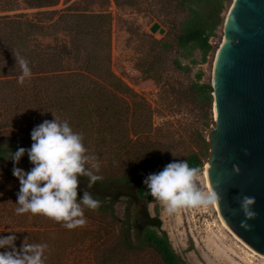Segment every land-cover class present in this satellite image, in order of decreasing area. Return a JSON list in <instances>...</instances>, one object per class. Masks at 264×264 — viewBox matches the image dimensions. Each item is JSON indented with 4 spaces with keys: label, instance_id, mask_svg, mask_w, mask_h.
I'll list each match as a JSON object with an SVG mask.
<instances>
[{
    "label": "trees",
    "instance_id": "1",
    "mask_svg": "<svg viewBox=\"0 0 264 264\" xmlns=\"http://www.w3.org/2000/svg\"><path fill=\"white\" fill-rule=\"evenodd\" d=\"M59 1L0 0L3 13L36 9L31 13L0 14V235L15 232L17 248L25 237L30 243H47L45 264H63V260L78 264L84 255L93 259L86 264H189L174 251L166 232L159 229L157 218L133 205H146L153 199L143 184L147 175L183 159L202 171L203 156L209 150V143L199 131L187 133L184 142L182 137L176 139L153 127L149 105L138 101L129 110L126 100L114 94L133 95L109 68L111 15L105 8L109 1L133 7L142 0H99V7L104 8L97 11L80 7L79 0L59 10L47 9ZM227 1L230 0H152L159 11L172 8L184 14L175 43L183 57L198 49L201 62L213 49L209 38L223 23L221 13ZM56 30L67 33L69 38L54 45H44L36 39L55 34ZM151 43L153 53L141 63L146 77H152L149 71L159 62L162 51L171 48L165 39H152ZM17 54L27 59L31 68V77L25 78L23 84L18 82L21 69L16 64ZM70 61L78 62L77 67L72 68ZM172 63L174 68H189L179 59ZM202 74L199 70L182 92L200 108L209 109L212 87L199 82ZM108 87L117 92L112 94ZM25 117L27 126L22 125ZM54 117L67 120L74 131L82 133L87 154L95 156L100 164L98 174L103 179L97 182L131 189V206L127 203L124 213L115 212L116 199L110 194L93 195L100 201L99 207L85 209L86 224L72 229L42 214L15 213L20 185L12 174L10 153L19 147L29 148L33 127ZM129 132L134 139H128ZM32 166L27 153L16 164L25 171ZM82 194L78 191V199ZM10 199L14 207L9 210L6 207ZM140 216L146 221L136 225L138 233L132 238L131 230ZM54 259L57 263L52 262Z\"/></svg>",
    "mask_w": 264,
    "mask_h": 264
},
{
    "label": "rangeland",
    "instance_id": "2",
    "mask_svg": "<svg viewBox=\"0 0 264 264\" xmlns=\"http://www.w3.org/2000/svg\"><path fill=\"white\" fill-rule=\"evenodd\" d=\"M73 1L75 0H60L55 6L47 9L59 10ZM231 2L232 0L225 3L221 13L223 18ZM78 5L86 6L88 10L93 11L104 8V6L99 7V0H79ZM105 9L111 15L109 68L133 93L132 96L114 94L126 100L129 110L138 101L149 105L151 108L150 121L153 127L161 128V132H168L176 139L182 137L183 142L187 139V133L193 130L204 134L206 138L209 130L215 126L212 102L209 109L200 108L190 97L185 96L182 90L187 89L190 83L195 80V75L199 70L203 72L199 82L210 83L214 55L222 34L223 23L215 29V34L209 38L213 49L207 55L205 62H201L198 49H194L190 55L183 57L179 52L180 48L175 43V35L179 31V21L183 17V13H177L172 8L159 11L158 5L152 0H142L133 7L125 4L116 5L109 1ZM35 10L18 9L4 13H31ZM4 13L0 12V14ZM57 16L58 13L53 15L52 19ZM68 38L69 35L61 30H56L52 35L36 37L44 45L60 44ZM152 39H165L171 44V48L162 51L159 62L155 63L153 69L149 71L152 77H146L143 74L144 68L141 63L148 56L150 58L153 53ZM81 59L83 57L78 61ZM174 59H179L182 65L189 68L187 70L174 68L172 63ZM192 59L197 62L192 63ZM77 63L69 62L72 68L77 67ZM108 91L112 94L117 92L111 90L110 87H108ZM2 110L4 112V108ZM4 113L8 115L7 112ZM27 120L25 117L22 122L23 126L29 124ZM127 136L128 139L135 137L131 132ZM152 138L154 139V136ZM208 156L209 150L203 156L204 164ZM78 179V191L82 193L86 190L97 196L110 194L115 197L114 209L117 214L120 215L121 212L126 211L127 203H129V207L131 206L132 192L130 188L128 190V187L125 186L96 182L89 189L87 187L88 180L82 177H78ZM196 182L202 190L209 191L202 171H200ZM9 201L6 208L10 210L14 204L11 199ZM133 205L145 209L149 217L157 218L159 229L166 232L174 251L189 264H264L263 258L254 255L224 226L221 221L223 219L214 204L184 207L172 214L166 211L163 202L154 198L146 205L142 202H135ZM138 219L139 222L133 225L134 230H131L132 238L135 237V233H138L136 225L146 221L141 216ZM146 255L148 256V254ZM80 258L78 264H86L93 260L87 255ZM52 262L57 263V260L54 259ZM62 263L64 264L65 261L63 260ZM65 264H72V262L69 260Z\"/></svg>",
    "mask_w": 264,
    "mask_h": 264
},
{
    "label": "water",
    "instance_id": "3",
    "mask_svg": "<svg viewBox=\"0 0 264 264\" xmlns=\"http://www.w3.org/2000/svg\"><path fill=\"white\" fill-rule=\"evenodd\" d=\"M206 176L230 231L264 255V0H232L214 55ZM243 196L256 216L241 221Z\"/></svg>",
    "mask_w": 264,
    "mask_h": 264
},
{
    "label": "clouds",
    "instance_id": "4",
    "mask_svg": "<svg viewBox=\"0 0 264 264\" xmlns=\"http://www.w3.org/2000/svg\"><path fill=\"white\" fill-rule=\"evenodd\" d=\"M16 64L21 69L18 82L23 84L25 78L31 77L29 62L23 56L15 55ZM29 148L19 147L10 153L13 161L12 174L19 180L16 214H42L63 226L72 229L83 226L87 220L85 209L95 210L100 201L93 198L90 191H83L78 199V177H87L90 189L103 177L99 175L100 164L95 156L87 154L83 135L76 132L67 120H44L33 127ZM27 153L33 165L28 171L16 167L21 157ZM200 169L190 166L186 159L173 160L157 173L149 174L143 180L147 194L163 202L169 214L184 207L208 206L215 204L218 193L215 190L204 191L196 182ZM254 197L243 196L240 209L245 220L241 221L247 228V219L256 213L252 210ZM0 235V264H45L47 243L27 242V237L17 248V236Z\"/></svg>",
    "mask_w": 264,
    "mask_h": 264
},
{
    "label": "bare ground",
    "instance_id": "5",
    "mask_svg": "<svg viewBox=\"0 0 264 264\" xmlns=\"http://www.w3.org/2000/svg\"><path fill=\"white\" fill-rule=\"evenodd\" d=\"M213 64H214V60H213ZM206 164H207V162H205V164H204V167H203V169H202V173H203V175H204V177H205V180H206V183H207V186H208V188H209V191L211 190V188H210V186H209V183H208V181H207V176H206V169H205V167H206ZM215 205V207H216V203L214 204ZM217 208V207H216ZM222 222H223V224H224V226L230 231V229L228 228V226L226 225V223L223 221V220H221ZM231 232V231H230ZM232 233V232H231ZM233 234V233H232ZM234 236H235V238H237L247 249H249L254 255H257V256H259V257H261V258H263L264 259V255H262L261 253H259V252H257V251H255L254 249H252V248H250L249 246H247L245 243H243L235 234H233Z\"/></svg>",
    "mask_w": 264,
    "mask_h": 264
}]
</instances>
